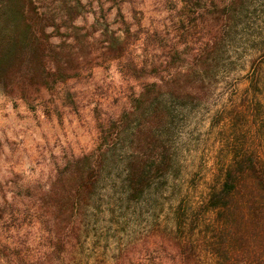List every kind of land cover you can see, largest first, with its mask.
<instances>
[{
	"label": "trees",
	"instance_id": "trees-1",
	"mask_svg": "<svg viewBox=\"0 0 264 264\" xmlns=\"http://www.w3.org/2000/svg\"><path fill=\"white\" fill-rule=\"evenodd\" d=\"M182 1L192 14L194 5L205 2L210 7L214 0ZM124 2L99 3L101 15L114 8L119 23L120 31L107 41L103 33L96 36L75 24L88 12L84 0H0V92L14 103L21 100L31 110L44 104L51 111L59 102L77 111V92L68 82H82L93 68L109 61L116 62L128 86L117 99L121 115L97 118L99 143L93 151L56 163L46 180L28 179L14 170L6 176L0 168V264H91L84 253L88 238L95 235L97 240V230L114 223L116 207L132 213L146 192L155 195L152 184L169 173L173 160L168 150L138 137L137 150L119 162L121 186L113 192L119 197L108 191L105 199H96L97 190L104 189L99 183L108 159L102 145L114 123L131 115L126 105L147 102L140 117L157 121L163 101L202 99L203 73L210 71L194 64L187 69L173 65L178 40L167 44L163 28L129 21ZM191 14L186 15L189 21ZM181 25L183 33L193 36L194 24ZM218 28L215 24L211 29V38ZM262 62L251 65L248 90L264 92ZM245 108L252 111L249 102ZM261 130L264 142L263 126ZM226 146L229 162L221 166L220 181L210 188L203 208L182 200L173 208L169 230L151 220L147 232L118 244L115 251L106 237L101 259L92 264H200L203 254L214 264H264V155L247 140L230 138ZM105 211L110 219L101 216ZM207 212L213 214L211 222L204 219Z\"/></svg>",
	"mask_w": 264,
	"mask_h": 264
},
{
	"label": "rangeland",
	"instance_id": "rangeland-1",
	"mask_svg": "<svg viewBox=\"0 0 264 264\" xmlns=\"http://www.w3.org/2000/svg\"><path fill=\"white\" fill-rule=\"evenodd\" d=\"M101 1L84 0L88 12L76 19L75 24L82 25L91 34L94 31L96 36L103 33L105 40L113 41L114 31H120L115 9L107 11L109 13L103 17L99 9ZM204 3L194 5L192 14L182 0H125L123 4L129 21L136 24L140 20L145 26L163 28L167 44L178 40L173 65L183 64L187 69L194 64L210 71L203 73L206 90L202 99L186 103L163 101L157 121L140 117L143 109L147 111V102L128 103L124 110L131 115L120 124L114 123V130L108 132L101 149L108 159L99 183L104 189L96 193L98 201L105 199L102 195L108 191L114 199L119 197L113 193L121 186L119 162L137 150L138 137L155 140L158 150L162 147L168 150L173 162L166 178L152 184L155 195L146 192L142 202L131 207L132 213L116 207L114 223L97 230V240L95 235L88 238L84 253L91 264L101 259L106 237H110L109 248L115 251L118 244L147 232L151 220L159 229L169 230L173 208L182 200L203 208L210 188L220 181L221 166L229 162L228 139L247 140L264 155L261 141L264 92L253 87L247 89L251 65L263 61L259 70L264 75L261 45L264 42V0H214L210 7ZM104 7H108V3ZM189 14L192 21L186 16ZM181 24H194L190 29L193 36L183 33ZM215 24H218V33L211 38ZM136 52H140L139 47ZM72 82L70 80L68 85L77 92L74 95L77 111L59 102L51 111L44 104L31 110L23 101L14 103L0 92L1 174L7 176L9 170H14L28 179L46 180L54 174L56 163L97 147V118L113 116L116 119L121 115L123 108L117 99L124 97L128 86L116 62L112 61L93 68L82 82ZM135 90L139 92L140 88ZM243 100L249 102L252 111L245 108ZM105 213L101 216L110 219ZM204 219L211 222L213 214L207 212ZM200 264H214V259L203 254Z\"/></svg>",
	"mask_w": 264,
	"mask_h": 264
}]
</instances>
